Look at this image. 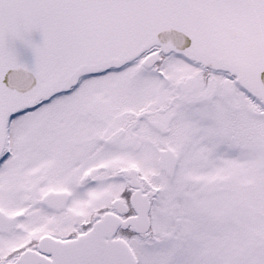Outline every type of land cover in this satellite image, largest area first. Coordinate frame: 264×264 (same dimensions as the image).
Listing matches in <instances>:
<instances>
[{
	"label": "snow or ice",
	"instance_id": "snow-or-ice-1",
	"mask_svg": "<svg viewBox=\"0 0 264 264\" xmlns=\"http://www.w3.org/2000/svg\"><path fill=\"white\" fill-rule=\"evenodd\" d=\"M0 264H264V0H0Z\"/></svg>",
	"mask_w": 264,
	"mask_h": 264
},
{
	"label": "water",
	"instance_id": "water-1",
	"mask_svg": "<svg viewBox=\"0 0 264 264\" xmlns=\"http://www.w3.org/2000/svg\"><path fill=\"white\" fill-rule=\"evenodd\" d=\"M33 39L36 41H39V39H40L39 33H33Z\"/></svg>",
	"mask_w": 264,
	"mask_h": 264
}]
</instances>
